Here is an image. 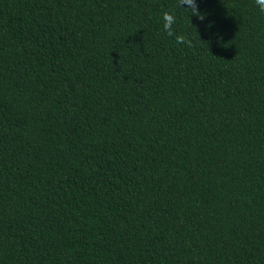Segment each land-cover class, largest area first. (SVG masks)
Wrapping results in <instances>:
<instances>
[{"label":"trees","instance_id":"1","mask_svg":"<svg viewBox=\"0 0 264 264\" xmlns=\"http://www.w3.org/2000/svg\"><path fill=\"white\" fill-rule=\"evenodd\" d=\"M0 264H264L254 0H0Z\"/></svg>","mask_w":264,"mask_h":264},{"label":"clouds","instance_id":"2","mask_svg":"<svg viewBox=\"0 0 264 264\" xmlns=\"http://www.w3.org/2000/svg\"><path fill=\"white\" fill-rule=\"evenodd\" d=\"M187 4L189 6L192 5V0H177V6L184 8V5ZM254 4H256L260 10L261 13H264V0H254ZM187 9V8H185ZM188 10V9H187ZM191 14H194L197 16L198 19L203 20L205 14H201L198 12L193 11ZM162 21H163V28L164 29H169L167 34L169 36H172V32L170 31L172 25L175 23V17L168 13L165 12L162 14ZM210 26V24L208 25ZM178 41L182 42L184 40L183 36H179L176 38ZM191 46V43L189 44Z\"/></svg>","mask_w":264,"mask_h":264}]
</instances>
